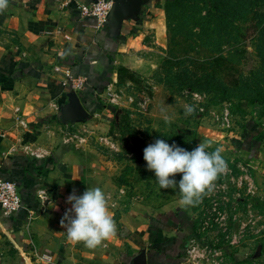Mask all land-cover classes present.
Returning <instances> with one entry per match:
<instances>
[{
    "label": "crops",
    "instance_id": "crops-1",
    "mask_svg": "<svg viewBox=\"0 0 264 264\" xmlns=\"http://www.w3.org/2000/svg\"><path fill=\"white\" fill-rule=\"evenodd\" d=\"M68 1L9 0L0 14V179L18 182L24 200L18 213L0 214V264H143V256L147 264H184V231L193 228L187 213L165 205L142 218L114 208L106 159L79 133L99 114L97 90L137 28L153 27L165 40L153 15L160 0L144 3L137 20L112 19L103 28ZM70 76L85 78L86 87L73 89ZM73 94L82 115L71 112ZM95 187L108 199L116 232L90 249L70 242L60 220L70 194Z\"/></svg>",
    "mask_w": 264,
    "mask_h": 264
},
{
    "label": "rangeland",
    "instance_id": "rangeland-1",
    "mask_svg": "<svg viewBox=\"0 0 264 264\" xmlns=\"http://www.w3.org/2000/svg\"><path fill=\"white\" fill-rule=\"evenodd\" d=\"M166 1L155 3L158 14L146 13L161 17L165 40L153 27L137 28L115 60L109 84L97 95L94 112L99 114L79 133L106 159L114 208L142 218L157 215L165 205L187 213L193 228H177L185 230L184 264H264V100L252 101L264 97V5L258 3L257 17L235 21L237 28L220 23L213 35L199 36L193 34L200 28L192 19L178 17L186 14L178 7L168 17ZM207 8L201 3L195 14ZM172 35L173 40L195 37L204 48L210 44L211 52L172 59ZM197 61L228 63L227 70L216 68L241 83L230 86L226 99L192 87L189 82L206 77ZM187 105L195 106L193 114L185 115ZM165 113L172 118L169 124ZM157 139L187 151L205 140L213 142L209 152L222 146L227 171L215 181V191L196 206H181L178 187L160 189L144 160V149ZM171 178L178 184L182 174Z\"/></svg>",
    "mask_w": 264,
    "mask_h": 264
},
{
    "label": "clouds",
    "instance_id": "clouds-1",
    "mask_svg": "<svg viewBox=\"0 0 264 264\" xmlns=\"http://www.w3.org/2000/svg\"><path fill=\"white\" fill-rule=\"evenodd\" d=\"M9 0H0V14L8 7ZM194 105L185 106V115L195 112ZM162 111H164L162 109ZM166 124L171 123V117L164 114ZM212 141L200 142L192 151H187L175 144L170 145L163 139L144 149V160L147 168L155 172L160 189H176L181 194V206H196L206 195L215 191V181L227 171V162L222 156V146L214 151ZM182 174L178 184L175 174ZM67 209L60 220L66 230L67 239L72 243H83L85 247L94 249L103 241L112 238L116 232L115 221L110 212L108 199L100 187L87 188L82 195L70 194Z\"/></svg>",
    "mask_w": 264,
    "mask_h": 264
},
{
    "label": "trees",
    "instance_id": "trees-1",
    "mask_svg": "<svg viewBox=\"0 0 264 264\" xmlns=\"http://www.w3.org/2000/svg\"><path fill=\"white\" fill-rule=\"evenodd\" d=\"M264 5V0H167L166 11L168 17H171L170 11L175 7L181 9L180 12H185L186 14H178L179 16H187L192 19L191 24L194 27H199L200 32H193L195 35H213L214 32L220 23H224V26L229 23L230 28H237L239 24H236L235 21L240 19L255 18L257 14H260L259 3ZM204 3L208 6L206 13L204 14H195V10L198 9L199 5ZM183 5L186 6L183 8ZM177 15V14H176ZM228 18H232L233 22L229 21ZM231 22V24H230ZM244 37V36H242ZM246 37V36H245ZM198 42V40L188 37H181L177 40H173V35L170 37L169 43V56L172 59H179L181 56H188L189 54H199L203 50L206 52H211L209 45L204 48V43ZM220 59H223L225 62L226 57L221 56ZM200 61V60H199ZM195 64L196 68H203V72L206 74V77H201L196 79L194 82H189V85L192 87H200L207 91L215 92L220 95L223 99H226L229 95L230 86H236L241 83L240 80L229 81L227 76H229L225 71H220L216 67H224V70L230 68L228 63H220L215 66L209 61H203ZM173 62V61H172ZM210 69H206V67ZM234 67V65H233ZM205 70V71H204ZM221 73L224 75L222 78L216 77V73ZM109 81L103 85L100 89L97 90V93H101ZM87 85V82H86ZM264 100L263 98H253L252 101ZM23 199V196H22ZM24 202V200H23Z\"/></svg>",
    "mask_w": 264,
    "mask_h": 264
},
{
    "label": "built area",
    "instance_id": "built-area-1",
    "mask_svg": "<svg viewBox=\"0 0 264 264\" xmlns=\"http://www.w3.org/2000/svg\"><path fill=\"white\" fill-rule=\"evenodd\" d=\"M72 0H69L71 2ZM115 0H91L90 2H81L76 0L81 17H92L96 20L97 27H105L110 20V14ZM72 82L71 87L77 90H83L86 87L85 78L70 76ZM40 201L46 200V192L44 189L37 191ZM24 208L20 184L16 181L0 179V214L3 216H11L18 213Z\"/></svg>",
    "mask_w": 264,
    "mask_h": 264
},
{
    "label": "water",
    "instance_id": "water-1",
    "mask_svg": "<svg viewBox=\"0 0 264 264\" xmlns=\"http://www.w3.org/2000/svg\"><path fill=\"white\" fill-rule=\"evenodd\" d=\"M148 0H115L112 11L115 14H110V20L108 23L112 21V19H122L123 17L133 18L137 20L140 17V10L144 3ZM115 16V18H114ZM72 104H71V112L73 114H83L84 107L81 104L79 97L76 94L72 95ZM142 263L147 264L146 257L143 256Z\"/></svg>",
    "mask_w": 264,
    "mask_h": 264
}]
</instances>
